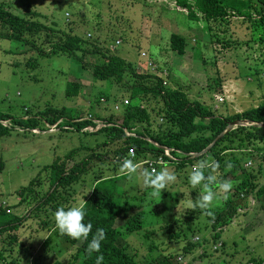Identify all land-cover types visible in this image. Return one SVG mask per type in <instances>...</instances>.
I'll return each mask as SVG.
<instances>
[{
  "label": "rangeland",
  "instance_id": "obj_1",
  "mask_svg": "<svg viewBox=\"0 0 264 264\" xmlns=\"http://www.w3.org/2000/svg\"><path fill=\"white\" fill-rule=\"evenodd\" d=\"M0 4L20 15L34 11L36 16L33 19L56 30L76 33L84 39L90 34L91 42L111 48L113 54L135 63L139 71H156L161 75L163 69L172 68L169 71L174 86H180L191 99L211 107L217 114L240 113L264 102V41L257 38L264 33L260 25H255V21H259V15L255 13L252 21L233 14L229 23L213 24L211 33L217 36L209 40L206 32H198V28L204 29L207 22L191 21L187 14L178 11L173 0H0ZM175 33L187 41L182 56L170 49V37ZM32 38L38 41V46L50 49L42 37ZM118 40L121 43L117 45ZM35 55V49L29 50L28 46L15 40L0 38V111L13 117H37L42 121L40 111L65 107L68 111L76 110L84 115L93 112L105 117L115 113L116 103L128 99L127 86L93 80L90 69L66 55H39L37 65L29 66L35 63ZM97 59L98 55L93 54L86 55L84 60L97 62ZM216 78L220 80V92L217 91ZM69 80L81 84L82 90L77 96H66L64 90ZM101 94H109L110 99L105 100ZM221 97L223 100L219 101ZM115 98L120 101L116 102ZM103 125L100 122L97 128L87 130L92 132ZM16 129L0 134V159L4 164L0 171V208L3 210L0 221L27 216L14 231L16 241L10 239V232L0 236V250L3 249L0 264H36L34 259H29L32 249L34 254L37 251V254L46 256L48 263L57 258L66 263L75 246L56 232H49L54 224L52 213L58 206L80 199L85 191L91 192L101 175L109 177L118 172V175L123 173L121 177L125 176L127 173L119 168L112 171L115 151L123 144L108 140L104 133H88L86 129L64 130L45 123L34 130ZM98 144L96 152L104 155L102 160L90 162L87 172L78 182L58 188L53 200L45 203L42 199L52 187L51 169L45 166L57 158H64L74 148ZM89 153L85 149L78 151L68 166L78 163ZM129 154L136 156L135 153ZM133 161L138 165L137 173L144 169L159 170L163 166L162 161L155 163L149 155ZM207 161L211 163L213 158L210 156ZM150 163L154 166L150 167ZM248 163L245 162V166H249ZM262 169L254 181L258 185L264 182V167ZM180 174L179 171L175 174V182L166 191L158 192L141 186L135 175L132 178L128 175L126 180L117 183L120 191H128L123 204L128 202L136 206L143 203L148 209L158 205L155 210L161 211L163 191H176L186 199L187 196L193 197L192 192L203 190L200 186L192 188L183 184L186 178ZM229 178L231 181V176ZM133 186L140 191L132 193ZM25 187L27 191L22 193ZM209 188L214 198L207 209L220 206L229 196L235 197L232 193L220 192L218 184ZM90 192L83 197L84 200ZM248 197L217 241L213 239L208 218L200 213L197 218L189 219V223L179 220L172 223L170 234H173L170 236L161 227L165 225L161 224V218L154 217L153 221L158 219L157 222L145 231L132 233L124 232L121 227L123 221L118 219L115 226L121 231L119 242L136 255L140 264H152L154 259L160 260L169 253L181 256L179 263L182 264H252V259L264 257V210L252 195ZM181 202L186 206L188 200ZM137 211L138 208L134 207L129 214Z\"/></svg>",
  "mask_w": 264,
  "mask_h": 264
},
{
  "label": "trees",
  "instance_id": "obj_2",
  "mask_svg": "<svg viewBox=\"0 0 264 264\" xmlns=\"http://www.w3.org/2000/svg\"><path fill=\"white\" fill-rule=\"evenodd\" d=\"M173 1L179 9L178 11L187 14V18L191 21L198 23L205 20L207 22L204 29L198 28V32L200 34L206 32L209 40H213L217 36L211 33L212 25L229 23V18L233 14L251 21L254 13L259 15V21H255V25H260L262 33H264V0ZM35 16L34 11L29 10L24 15H20L7 10L4 4H0V38L15 40L21 45L28 46L29 50L35 49L36 55L35 58L33 57L35 63H27L29 66L37 65L36 61L40 56L66 55L82 67L90 69L93 80L97 82L109 81L127 86L128 99L120 101L115 98L116 102L120 101L116 103L118 105L114 106L115 113L105 117L93 112H87L84 115L80 111H68L65 107L46 108L40 111L39 113L43 116L42 121L37 117H13L8 112L0 111L1 135L11 133L16 128L20 131L34 130L37 127H43V123L64 130L83 131L86 129L85 132L88 131V133H104L107 139L112 142H122L123 145L115 151L116 160L112 171L118 170L120 163L125 158L134 160V158L149 155L155 163L162 161V167H166L172 173L176 174L179 171L180 176L183 174L186 178L182 183L189 185L187 177L192 165L200 161H207V158L211 156L218 167L215 172L206 169L205 175H216L219 180L228 181L231 176L232 187L228 194L232 193L235 197H227L223 203L219 204L220 206L213 209H185L186 206H183L181 200H189L188 196L183 199L181 193L163 191L161 211L155 210L159 207L158 205L148 209L147 204L143 203L136 206L129 205L128 202L123 204V199L128 191H120L117 183L126 180L128 174L121 177L123 173L118 175V172H114L109 177L102 175L98 177L93 190L85 200V222L92 223V232H95L96 228H102L105 232V239L101 242L99 250V254L103 256V264H140L136 255L130 253L119 242L121 231L115 226L118 219L123 221L121 226L123 231L132 233L145 231L149 225L157 222L158 219L153 221L154 217L161 218V224H165L161 227L170 236L173 234H170L172 223L178 220L189 223V219L197 218L202 213L208 218L213 239L217 241L220 239L224 227L237 216L238 208L244 206L243 201H246L249 195H252L264 210V182L261 185L254 182L258 179L257 173H262V167H264V102L240 113L217 114L211 107L191 99L187 91L180 86H174V82L170 80L171 72L169 70L172 68L163 69L161 75L155 73L156 71L152 73L139 71L135 63L113 54L111 48H103L91 42L90 34H87V38L84 39L76 33L59 31L53 26L33 19ZM33 36L42 37L45 43H49L50 49L38 46L36 43L38 41L32 38ZM257 38H262L264 41L263 35ZM186 48L187 41L184 37L176 33L171 35L170 49L172 51L182 56L185 54ZM93 54L98 55L97 62H85L86 55L92 56ZM216 84H218L217 91L220 92L219 78H216ZM81 90L82 86L78 81L69 80L64 91L66 96L72 97L77 96ZM101 96H104L105 100L110 99L109 94H101ZM125 100L128 103H125ZM238 120L248 121L250 124L229 128L230 123ZM6 121L9 123H4ZM100 122L104 123L103 127L92 132L87 130L91 127L97 128ZM218 137L220 138L215 144L204 152ZM223 144L225 145L222 146ZM98 146L99 144L95 147L74 148L64 158H57L52 164L45 166V168L51 169L50 182L52 185L42 199L45 203L53 200L58 188L78 182L87 172L90 162L94 159L102 160L104 155L96 152ZM82 149L91 153L69 167L70 160ZM131 150L136 156L131 157L129 154ZM167 150H169L170 157L166 155ZM247 161L249 166L244 164ZM226 164H230L231 167H225ZM3 165L0 159V171L3 169ZM255 166H257L256 170ZM238 174L242 177L240 178ZM133 188L132 193L140 191L138 187L133 186ZM25 191H27V187L21 190L22 193ZM192 194L191 199L195 200L198 193L192 192ZM134 207L138 208V211L130 215L129 211ZM1 212L3 210L0 208ZM5 213L9 214L7 209H5ZM26 216L1 220L0 236L10 232V239L16 241L14 231L23 223ZM52 231L60 235L54 224L49 228V232ZM60 236L75 246L74 253L66 263L59 261L58 258L48 263L45 261L46 256L42 253L37 254V251L34 254L33 249L29 259L30 257L34 259L36 264H95L97 253L89 255L85 252L87 241L81 242L68 236ZM186 238L185 235L184 239ZM89 239H91V233ZM187 244L188 247L191 246L189 241ZM2 252L3 249L0 250V255ZM179 261H182L181 256L177 257L169 253L160 260L154 259L152 264H182ZM250 263L264 264V257L252 259Z\"/></svg>",
  "mask_w": 264,
  "mask_h": 264
},
{
  "label": "clouds",
  "instance_id": "obj_3",
  "mask_svg": "<svg viewBox=\"0 0 264 264\" xmlns=\"http://www.w3.org/2000/svg\"><path fill=\"white\" fill-rule=\"evenodd\" d=\"M217 167L218 165L214 161L211 163L200 161L192 165L187 177L188 184L192 188L200 186L203 190L198 193L199 195L195 200L189 197L185 209H207L214 198V193L209 188L210 185L218 184L219 191L225 193L231 189L232 185L230 181L219 180L216 175L212 174L205 175L206 169H211V172H215ZM225 167H231V165L226 164ZM137 168L138 165L130 158L123 159L119 166V170L126 172L130 178L135 175L141 186L153 188L157 192L161 190L166 191L167 187L176 180L175 174L166 167H161L159 170L155 168L151 170L144 169L139 173H137ZM89 192L85 191L80 199L71 204L58 206L53 211L52 216L55 229L60 235L68 236L73 240L81 242L87 241L85 252L89 255L97 253L95 264H103V256L99 254V250L101 242L105 239V232L102 228H96L95 232H92V223L90 221L85 222L86 202L83 197ZM90 233L91 239H89Z\"/></svg>",
  "mask_w": 264,
  "mask_h": 264
},
{
  "label": "water",
  "instance_id": "obj_4",
  "mask_svg": "<svg viewBox=\"0 0 264 264\" xmlns=\"http://www.w3.org/2000/svg\"><path fill=\"white\" fill-rule=\"evenodd\" d=\"M250 123L248 122V121H243V120H238V121H234V122H232V123H230V125H229V128H232V127H235V126H238V125H249ZM258 125H261V124H258ZM220 137H218L210 146H208L205 150H204V152L206 151V150H208L212 145H214L215 144V142L219 139Z\"/></svg>",
  "mask_w": 264,
  "mask_h": 264
},
{
  "label": "built area",
  "instance_id": "obj_5",
  "mask_svg": "<svg viewBox=\"0 0 264 264\" xmlns=\"http://www.w3.org/2000/svg\"><path fill=\"white\" fill-rule=\"evenodd\" d=\"M120 43H121V41H120V40H118L116 44L118 45V44H120ZM222 100H223V98H222V97H221V98H219V101H222ZM124 102H125V103H128V101H127V100H125ZM130 153L133 155V154H134V151H133V150H131V151H130ZM166 153H167V155H168V156H170V155H169V151H166ZM149 166H150V167H153V166H154V164H153V163H150V165H149ZM1 206H2V205H1Z\"/></svg>",
  "mask_w": 264,
  "mask_h": 264
}]
</instances>
